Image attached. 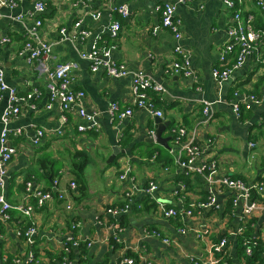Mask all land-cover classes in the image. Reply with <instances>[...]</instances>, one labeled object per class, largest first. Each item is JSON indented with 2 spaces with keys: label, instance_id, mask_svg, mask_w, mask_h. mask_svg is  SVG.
Listing matches in <instances>:
<instances>
[{
  "label": "crops",
  "instance_id": "crops-1",
  "mask_svg": "<svg viewBox=\"0 0 264 264\" xmlns=\"http://www.w3.org/2000/svg\"><path fill=\"white\" fill-rule=\"evenodd\" d=\"M6 1L0 0V62L8 84L21 94L33 96L23 104L21 113L10 125L11 128H22L23 135L11 140L17 153L8 166L5 194L12 204L26 202L25 190L20 185L46 153L58 161L59 174L53 183L43 178L36 181L48 190H66L73 208L67 209L66 201L57 198L36 208L34 219L38 233L33 244L18 235V229L27 224V219L15 211L14 219L18 220L12 218L2 224L0 264H4V258L8 259V264H18L30 251L36 256L33 264H123L128 251L137 254V264L149 261L154 264H194V259L209 258L210 246L228 236L230 241L225 247L228 256L236 264H244L234 241L236 235L232 234L250 221L251 236L264 241V198L261 206L247 219L242 216L244 203L233 204L234 192L227 186L210 184L202 174L189 173L178 163L177 149L171 154L174 162L165 164L159 154L168 155L169 147L148 140L152 137L150 131L156 130L155 116L137 108L130 118L112 120L110 116L112 103L119 102L122 107L131 104V76L114 78L102 69L94 72L91 63L81 57L82 52L90 51L94 42V36L80 37V30L84 28L100 35L101 45L114 47L112 56L117 62L142 70L164 87L165 91L154 98L157 107L164 111L163 121L169 122L164 137H172L170 127L173 124H182L189 133L194 132L189 136L195 135L194 140L201 150L196 164L216 163L214 179L228 175L254 183L264 178V64L261 59L264 48L254 50L227 81L218 84L214 80L212 68L219 62L232 25L233 12L223 0H196L193 3L178 0H21L13 8ZM37 1H43L46 6L41 15L34 10ZM258 2L243 0L239 9L243 18L251 15L253 22L264 26V12ZM124 3L131 11L127 18L115 9ZM166 3L174 5L177 17L182 19L179 40L170 29L152 32L162 20L159 7ZM97 11L101 16L94 18L93 13ZM38 18L43 20L41 34L54 43L53 62L73 61L77 64L73 70L72 88L85 92L82 105L87 112H98V131H79L78 126L88 122L78 116L77 108L63 111L60 101L51 99L45 71L47 62L34 60L29 63L24 50L26 36ZM116 20L121 22L122 29L115 40L108 28ZM77 22H81L79 28L75 26ZM63 28L70 36L69 40H62ZM5 38L9 41L4 42ZM177 47L189 53L194 76L175 74L171 70L174 60L181 58L176 52ZM229 59L231 63L236 60L233 54ZM237 91L239 95L235 96ZM250 93L261 98V102L252 104L251 109L242 105L243 117L238 118L232 102L241 101ZM208 103L212 116L207 121L204 108ZM8 105L9 95L5 92L0 99V134L2 115ZM63 116L67 117L66 121ZM38 130H43L44 136L35 146L32 140ZM127 136L131 139L124 148L120 143ZM251 142L255 143L254 147ZM168 144L170 148L175 147L172 139ZM115 145L126 151L114 164L107 163ZM152 149L154 155L149 157L148 152ZM77 151L85 152L89 157L84 175L87 167H94L92 176L85 175L88 184L85 195L78 187L70 188L74 181L71 165ZM127 164L130 171L127 178L121 179ZM152 181L157 184V189L151 199L157 204L176 207L181 218L174 221L162 217L159 210H143L146 204L143 199L150 196L147 188ZM181 183L185 184V189L181 188ZM128 191L132 192L131 205L136 206L117 216L107 213V208L126 201ZM212 195L215 197L213 205L197 206L209 201ZM30 202L35 200L32 198ZM187 202L199 208L192 216L183 213ZM73 222L79 223L76 235L83 244L65 252ZM181 225L186 233L177 229ZM151 228L161 230L170 241L147 235L146 230ZM112 238L122 247L115 248ZM211 256L218 264L215 253Z\"/></svg>",
  "mask_w": 264,
  "mask_h": 264
},
{
  "label": "built area",
  "instance_id": "built-area-1",
  "mask_svg": "<svg viewBox=\"0 0 264 264\" xmlns=\"http://www.w3.org/2000/svg\"><path fill=\"white\" fill-rule=\"evenodd\" d=\"M21 0H7L5 3L10 7H16L18 2ZM181 3H193L196 0H178ZM243 0H223L225 6L230 10L234 9L237 3H242ZM259 6L264 10V1L259 0ZM46 9L43 1H37L35 3L34 10L36 14L41 15ZM118 13L123 17L127 18L130 16L131 11L128 4H121L115 8ZM159 9L162 11V20L160 24L152 28V32L156 34L160 29H170L177 40L182 37V19L177 17L176 8L174 5L169 3L160 6ZM101 12L97 11L93 13L94 18H99ZM232 25L228 29L229 40L223 46L219 62L212 68V75L214 80L218 84H222L227 81L232 72L241 67L250 54L263 46L264 48V31L254 28L253 16L249 15L247 19H244L240 13V10L233 12ZM43 26V20L38 18L34 25L27 32V40L25 42V52L28 54L29 63L34 60L47 62L45 71L47 72V89L50 93L52 100H59L63 111H70L73 108H77V114L81 118L87 120V125H79L78 130L81 132L87 130H99V123L97 120L98 112L89 113L83 107L85 99V92L83 90H74L72 88L73 82V70L77 68V64L73 61L54 63L53 47L54 43L45 39L41 34V27ZM76 27L81 26V22L75 24ZM122 24L119 20L113 21L108 31L113 39H117L121 32ZM63 34L62 40H69L70 36L67 35L66 28L61 30ZM94 36V42L90 51L82 52L81 57L85 58L91 63V68L94 72L100 69L104 70L108 76L114 78H122L131 76V89H132V102L126 107H122L119 102H114L110 108V116L112 120H122L130 118L134 114L135 108L148 110L155 117H163L164 111L156 107L155 102L151 96V93L162 94L164 87L155 82L151 77L147 76L140 69H131L125 63L117 62L112 56L113 46L101 45L100 35H95L93 32L87 29L80 30L81 38H91ZM4 42L9 41L8 38L3 39ZM238 51L234 53L235 49ZM176 52L181 56L180 59L174 60L171 64V70L175 74H182L184 76H194L195 72L191 66L190 56L187 51L183 48L177 47ZM236 55L235 62L231 63L229 56ZM264 64V56L261 58ZM9 95V105L5 108L2 115L3 128L0 134V237L3 235L2 224L8 223L12 220L11 210H16L24 215L27 219V227L19 228L17 233L27 243L33 244L35 242V236L38 233V224L34 219V213L36 208H41L51 203L56 198L62 201H66V208L72 209L73 202L69 198L66 190L50 191L45 189L42 184L36 180H27L25 183V193L27 201L21 204H12L6 197L5 189L8 184L9 170L8 166L12 161L13 157L17 153V148L11 142L12 138H18L23 135L22 128H11L10 125L14 119H16L21 113L23 104H26L29 99L32 98V94L27 96L21 94L15 87L8 84L6 81L5 70L0 62V99L3 93ZM239 92H235V96H238ZM261 98L256 94L250 93L243 97L241 101L232 102V108L234 114L240 118L242 113V105L246 109H251L252 104H259ZM204 114L207 121L212 116V110L208 103L204 108ZM67 117L63 116V121H66ZM173 132H178V136L174 141V149L178 150V163L187 169L189 173L202 174L210 184H218L219 186H227L234 192L233 204L236 206L239 202L244 203V209L242 216L249 219L254 212L261 206V200L264 198V181H256L254 183H248L243 178H233L228 175L221 176L219 179H214L216 172V163L214 161L208 163H202L197 165L196 162L201 156V150L198 144L195 142V135L189 136L191 133L188 132L186 127L179 126L173 129ZM151 136L155 135V130L150 131ZM44 136L43 130H38L36 137L33 138L32 144L38 145L41 143V139ZM186 136V140L182 138ZM251 147L255 146L254 142L250 143ZM186 155V159H182L183 155ZM125 165V163H123ZM130 171V165L123 167V173L120 175L121 179L127 178ZM209 174L206 175V172ZM181 188L185 189V184L181 183ZM70 188H77V183L72 181ZM157 189V184L152 181L147 188L150 196H153L154 191ZM253 192H256L261 198H254ZM128 202L123 207H109L106 212L112 215H120L128 212L131 209L132 192H126ZM34 199L35 202L31 203L30 200ZM215 203V197L212 195L209 201L199 203L197 206L200 208L213 205ZM194 203H190V209H185L183 213L185 216L193 215V208L197 207ZM158 210L162 217L171 218L177 217L181 214L180 210L176 207H167L165 204H159ZM79 226V223L72 224L69 229V235L66 238L64 250L69 252L72 246H79L80 239L75 235L74 231ZM181 233H186L185 228L180 229ZM242 230H238L232 235H238ZM146 234L157 238H162L164 241L169 242L170 239L167 236L161 235V231L156 229L146 230ZM230 241L229 237L221 239L217 243H213L210 246V256L207 259H203L201 262L198 259H194V264H217L215 259L211 256L215 251H221L225 249L226 245ZM246 252L251 255L253 253V246L257 244L254 237L246 240ZM91 246L92 242H88ZM4 264H8V259L4 258ZM36 261V256L33 251H30L18 264H33ZM123 264H136L134 258L125 257L122 260ZM147 264H154L149 261Z\"/></svg>",
  "mask_w": 264,
  "mask_h": 264
},
{
  "label": "trees",
  "instance_id": "trees-1",
  "mask_svg": "<svg viewBox=\"0 0 264 264\" xmlns=\"http://www.w3.org/2000/svg\"><path fill=\"white\" fill-rule=\"evenodd\" d=\"M240 7V4L237 3L235 8L232 9V12H235V11H238L240 10L239 9ZM264 12V10H263ZM248 18V17H247ZM247 18H244V19H247ZM259 19V18H258ZM253 26L254 28L256 29H259V30H262L264 31V26L262 25H258L256 24V22L254 21L253 22ZM261 48H263V46H260ZM259 48V47H258ZM257 50V49H256ZM238 51V48L235 49L234 53ZM237 54H235L234 56L236 57ZM233 63V62H232ZM151 96L153 98V101L155 102V105L157 107V104H156V101H155V96H156V93H151ZM243 113H244V109H242V113H241V116L240 117H243ZM179 126H183L182 124H173L170 128V134H171V139L173 140V142L175 141V138L178 136V132H173V129L174 128H177ZM184 127V126H183ZM188 131V130H187ZM186 136H184L182 139L183 140H186ZM130 136H127L123 139V141L121 140V146L122 147H126L128 144H129V141H130ZM152 145V144H150ZM152 147V146H151ZM169 150L166 151L167 153H169L168 155L165 154V157H163L161 154L163 152H160L159 154V159L162 160V158H164V162L165 164H171L174 162V157L171 155L172 153L174 154L175 153V149L174 147H171L169 146L168 148ZM154 149H152L151 151L148 152V156L151 157L154 155ZM122 154H120L119 156H117V158L115 159V161L111 164H114L117 159L121 156ZM187 156L184 154L182 156V159H186ZM89 162V157L87 156V154L85 152H82V151H77L75 154H74V158H73V162H72V165H71V169H72V172H73V175H74V181L77 183V187L79 188L80 192L83 193L85 195L86 193V190L88 188V184H87V181H86V177L84 175V171H85V168L87 166ZM37 166L33 168V170L31 172L28 173V175L26 176L25 180H24V183H22V185H20L21 188H23V190H25V183L27 180H36V179H45L47 180L49 183H53V180L55 178L56 175L59 174V170H60V166L58 164V161L55 160L54 158L50 157L49 154H46L44 153L37 161ZM35 177V178H34ZM183 178V177H181ZM180 178V179H181ZM184 180V178H183ZM185 181V180H184ZM257 181H264V178H259ZM48 190V189H47ZM50 191H53L51 189H49ZM181 193H184V192H181ZM253 196L254 198H261L256 192H253ZM150 197V198H149ZM149 197H146L143 199L144 203L145 204V207L143 208V210H154V211H157L158 210V206L159 204H157L156 202H154L151 197L152 196H149ZM147 198H148V201H149V205H148V201H147ZM128 202V199H126V201H124L123 203H121L120 205H117V206H111V207H123L125 206V204ZM136 206L134 204L131 205V209ZM168 208L169 207H174V206H168L166 205ZM190 203L187 202V204L185 205V209H190ZM130 209V211H131ZM199 208L198 207H195L193 208V213L195 211H197ZM16 210H11V214H12V218L14 219V212ZM129 212V211H128ZM127 213V212H125ZM123 214V213H122ZM181 214L178 215L177 217H171V219H173L174 221L175 220H178L179 218H181ZM14 220H18L17 218H15ZM250 221H248L245 225V227L242 229V232L240 234H238L235 238V242L238 246V252H239V256L240 258H242L244 260V264H260V263H264V241L260 238H257V237H254V239L256 240L257 244L255 246H253V253L251 255L247 254L246 252V240L253 237L251 236L252 234V230L253 228L250 227ZM28 224H26L25 226H21L22 228H25L27 227ZM183 226H178L177 229H180L182 228ZM151 229H156V230H159L157 228H151ZM76 231L77 229H75L74 233L76 235ZM161 231V230H159ZM161 235L165 236V234L161 231ZM77 236V235H76ZM229 237V236H228ZM80 246L83 244L82 243V240H80ZM220 240H217V242H219ZM215 242V243H217ZM111 243L112 245L115 247V248H119V247H122L121 244L119 242H117L114 238H112L111 240ZM216 257H217V260H218V264H236L235 261L230 257L228 256L227 254V250L226 249H223L221 251H215L214 252ZM126 257H129V258H134L135 261H136V264H137V254H135L134 252L132 251H128L127 252V256ZM200 262L202 260L198 259ZM51 264H55V263H51Z\"/></svg>",
  "mask_w": 264,
  "mask_h": 264
},
{
  "label": "water",
  "instance_id": "water-1",
  "mask_svg": "<svg viewBox=\"0 0 264 264\" xmlns=\"http://www.w3.org/2000/svg\"><path fill=\"white\" fill-rule=\"evenodd\" d=\"M155 124H156L155 135L153 137H150L148 140L150 142L155 140L159 144L169 147L168 143L171 140V137L163 136L164 131L169 125V122H164L161 117H156ZM125 151H126L125 149H121L118 145L113 146V152L109 156L107 163H113L115 159L117 158V156H119L122 153H125Z\"/></svg>",
  "mask_w": 264,
  "mask_h": 264
},
{
  "label": "rangeland",
  "instance_id": "rangeland-1",
  "mask_svg": "<svg viewBox=\"0 0 264 264\" xmlns=\"http://www.w3.org/2000/svg\"><path fill=\"white\" fill-rule=\"evenodd\" d=\"M93 172H94V167L89 166V167H87V169H86L85 175L87 174V176L90 177V176H92ZM88 177H87V178H88Z\"/></svg>",
  "mask_w": 264,
  "mask_h": 264
}]
</instances>
